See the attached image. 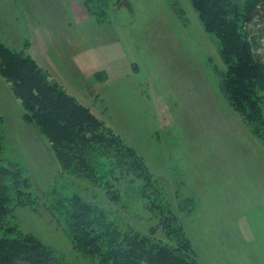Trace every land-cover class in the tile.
I'll list each match as a JSON object with an SVG mask.
<instances>
[{
    "label": "rangeland",
    "instance_id": "1",
    "mask_svg": "<svg viewBox=\"0 0 264 264\" xmlns=\"http://www.w3.org/2000/svg\"><path fill=\"white\" fill-rule=\"evenodd\" d=\"M237 15L264 57V6ZM0 48V239L32 237L56 264H112L75 234L82 204L103 248L145 239L190 264H264V79L247 123L192 0H0ZM60 97L78 121L69 150L28 109ZM80 107L117 150L89 148Z\"/></svg>",
    "mask_w": 264,
    "mask_h": 264
},
{
    "label": "trees",
    "instance_id": "2",
    "mask_svg": "<svg viewBox=\"0 0 264 264\" xmlns=\"http://www.w3.org/2000/svg\"><path fill=\"white\" fill-rule=\"evenodd\" d=\"M192 1L207 31L213 33L220 40L222 56L230 61L227 71L222 76L221 92L229 99L243 120L252 124L259 111V103L255 95L257 85L264 79V57L256 53L255 45L242 33L239 21H237V14L242 12L243 16L240 17L246 22H251L259 8L264 6V0H249L245 7L243 6L241 12L239 6H234L233 0ZM232 15L233 18H231ZM60 98H45L39 106H29L28 109L34 115L33 117L37 119L33 121L40 126L41 130L44 132H59H54L52 139H55V142L62 137L66 142L64 146L66 145L69 150L72 147L71 129L78 121L72 120L74 117L69 118L72 112L75 113V111L68 112L65 107L66 100ZM55 105L59 106L54 107ZM53 110H57V116H52V119L50 114ZM74 110L80 114V129H85L88 132L86 133L87 136L85 132L83 133V138L86 136L89 148H92L94 144L98 145L104 142L99 149L97 146V149L99 152L106 154L111 150V145L119 143L116 137H105L95 131L94 117L90 115L87 108L80 107V109ZM60 118L61 120H58ZM87 143L83 147H87ZM123 148L124 146L121 144L120 149ZM115 150H117V145H115ZM124 150L127 151L125 148ZM129 151L132 150L129 148ZM136 166H139V161L132 160L131 167ZM9 175L10 172L7 169L0 171V190H2V184L5 183L4 181ZM4 187L7 186L4 185ZM3 190L0 192V212L2 213L6 211L3 205L5 199L3 202L1 201ZM72 219L75 234L84 239L85 245L91 249V254L100 253L105 255V262L112 261V264H172L173 262L175 264H190L179 259L170 249L167 250L163 247L151 248L148 251L142 249L145 239L138 243L130 241V244L128 242L130 247L128 245L126 247L111 245L110 248H103L105 245L99 244L102 234L97 232V225L94 226L93 222L96 223V221L93 219L92 208L89 205L81 204L80 210L73 213ZM175 252L178 253L179 251ZM0 264L56 263L52 254L44 248L41 242L32 237H26L21 240L0 239Z\"/></svg>",
    "mask_w": 264,
    "mask_h": 264
},
{
    "label": "crops",
    "instance_id": "3",
    "mask_svg": "<svg viewBox=\"0 0 264 264\" xmlns=\"http://www.w3.org/2000/svg\"><path fill=\"white\" fill-rule=\"evenodd\" d=\"M50 33V32H49ZM53 35V34H52ZM75 67L76 68H80V65H79V63H78V61L75 63Z\"/></svg>",
    "mask_w": 264,
    "mask_h": 264
}]
</instances>
